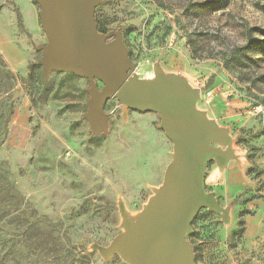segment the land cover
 Returning a JSON list of instances; mask_svg holds the SVG:
<instances>
[{"label":"rangeland","instance_id":"1","mask_svg":"<svg viewBox=\"0 0 264 264\" xmlns=\"http://www.w3.org/2000/svg\"><path fill=\"white\" fill-rule=\"evenodd\" d=\"M37 0H0V264H130L108 247L164 183L174 143L155 111L107 100L110 130L83 116L89 79L52 72ZM123 30L133 73L159 67L199 90L195 110L228 131L235 157L208 163L187 239L195 264H264V0H109L95 13ZM103 85L100 83V87Z\"/></svg>","mask_w":264,"mask_h":264},{"label":"water","instance_id":"2","mask_svg":"<svg viewBox=\"0 0 264 264\" xmlns=\"http://www.w3.org/2000/svg\"><path fill=\"white\" fill-rule=\"evenodd\" d=\"M37 2L48 39L36 47L42 50L44 80L55 71L89 79L90 97L83 117L93 135L109 132L111 114L105 104L116 98L125 110L159 113L174 143L162 186L155 189L136 221L122 210L126 231L108 247L98 245L97 249L106 259L118 253L130 264H195L194 246L187 235L197 213L203 207L225 213L215 193L207 191L205 175L214 158L224 167L235 157L231 148H222L231 141L228 131L195 110L200 93L186 79L166 77L159 67L149 80L133 73L135 65L123 30L99 31L95 13L109 0Z\"/></svg>","mask_w":264,"mask_h":264},{"label":"trees","instance_id":"3","mask_svg":"<svg viewBox=\"0 0 264 264\" xmlns=\"http://www.w3.org/2000/svg\"><path fill=\"white\" fill-rule=\"evenodd\" d=\"M97 20V19H96ZM98 22V21H97ZM98 27H99V31H102V32H106V31H104L102 28H100V26H99V23H98ZM108 32V31H107Z\"/></svg>","mask_w":264,"mask_h":264}]
</instances>
